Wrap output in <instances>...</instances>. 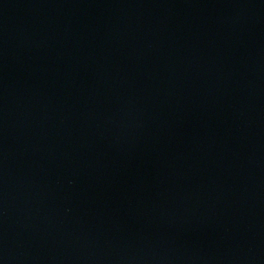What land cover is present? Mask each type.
Returning a JSON list of instances; mask_svg holds the SVG:
<instances>
[{"label": "water", "instance_id": "1", "mask_svg": "<svg viewBox=\"0 0 264 264\" xmlns=\"http://www.w3.org/2000/svg\"><path fill=\"white\" fill-rule=\"evenodd\" d=\"M87 264H264V0H101Z\"/></svg>", "mask_w": 264, "mask_h": 264}]
</instances>
